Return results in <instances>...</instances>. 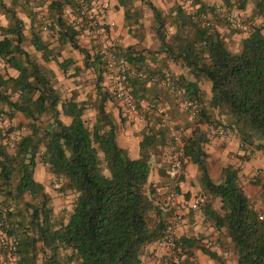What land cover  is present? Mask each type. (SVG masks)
<instances>
[{
    "label": "trees",
    "instance_id": "obj_1",
    "mask_svg": "<svg viewBox=\"0 0 264 264\" xmlns=\"http://www.w3.org/2000/svg\"><path fill=\"white\" fill-rule=\"evenodd\" d=\"M219 1L238 10L252 2L253 16L264 20V0ZM196 2L205 11L202 1ZM66 4L79 17L73 0L56 1L49 6L55 11L54 18H45L39 26L32 20L28 31L15 9L6 8L10 23L0 27V60L17 73L0 68V113L11 119L19 112L26 123L11 125L5 134L0 129V202L6 209L16 202L23 205L25 221L8 211L22 237L19 253L23 264H30L32 259H39L40 264H143L144 248L162 240L169 215L168 205L149 181L152 148L165 144L166 135L164 130L149 125L142 134L137 158H131L119 146L118 125L106 109L108 101L115 99L104 84V62L94 47L93 53L80 44V19H65ZM149 7L159 47L148 54L132 47L120 53L136 72L148 57L155 60V54L185 68V74L171 80L185 98L199 104V117L186 138L185 153L199 171L206 217L217 231L224 230L236 264H264V219L259 218L244 190L240 167H222L219 179L214 181L203 147L206 132L200 128L202 123H212L231 130L245 145L241 147L243 160L257 151L264 154V24L232 51L216 29L209 33L181 8L167 24L157 7L151 3ZM210 12L215 15L212 8ZM47 30L57 34L58 42L79 52L83 67L75 66L71 57L57 58L60 53L56 46L42 36ZM50 61H55L64 75L69 67L74 75L91 69L97 78L95 99L78 100L74 92L65 95L43 68V63ZM164 73L147 68L144 77H136L146 82ZM203 81L210 84L209 95L200 86ZM91 108L95 117L89 123L85 113ZM21 127L25 131L12 146L3 141ZM39 164L60 183L59 192L74 196L65 219L55 215L50 194L36 179ZM250 182L259 186L258 193L263 196L264 178L254 175ZM215 199L219 201L217 207L210 203ZM180 241L184 254L197 246L211 259L220 260L216 251L202 247L194 237L183 236Z\"/></svg>",
    "mask_w": 264,
    "mask_h": 264
},
{
    "label": "crops",
    "instance_id": "obj_2",
    "mask_svg": "<svg viewBox=\"0 0 264 264\" xmlns=\"http://www.w3.org/2000/svg\"><path fill=\"white\" fill-rule=\"evenodd\" d=\"M58 1L62 3L65 0H0V27L7 26L10 23V14L6 11V8H13L16 11V15L24 22L25 30L29 28L32 20L36 24L40 23L42 19L48 18V21L54 18L55 11H51L49 6L52 3ZM93 3H98L95 12L99 16L103 27L109 36L118 42L119 47L127 49L132 47L135 50L143 52L144 54L153 53L155 49L159 47V41L156 38V33L153 28L154 16L149 3L157 7L162 15L165 17L167 24L171 23L173 17H175L178 8H181L180 0H90ZM205 5V11L211 15V6L214 3H219V0H201ZM183 10V9H182ZM238 10V9H237ZM49 11V12H48ZM64 17L67 21L78 19V15L74 8L70 5L64 7ZM241 14L251 15L254 14V5L249 2L246 8L239 10ZM47 15V17H46ZM213 17V16H212ZM39 25V24H38ZM37 25V26H38ZM171 27V26H168ZM172 28V27H171ZM84 31L87 32L85 28ZM216 30L225 39L226 42H235V48H240L241 41L246 35L241 32L231 29L224 21H216ZM89 37H88V36ZM85 40V46L90 49L92 47L90 42L91 38L87 32ZM45 38L44 32L42 33ZM55 38H49L51 46H57L58 36ZM78 52V51H77ZM79 53V52H78ZM155 60L151 58L147 59L144 67L140 70L145 73V69H162L165 73H168L170 77L185 74V68L180 63H176L170 58L164 57L160 54H155ZM58 58V57H57ZM79 58V56H78ZM54 64V67L47 65L49 62L43 63V68L49 73V76L55 77L58 80L60 77V70H58L57 63L50 61ZM75 66L83 67L80 62L74 63ZM56 70V72H55ZM58 70V71H57ZM131 72H136L134 68H130ZM145 76V75H144ZM56 87L63 91L60 87V83L53 81ZM205 92L209 95L210 84L205 81ZM79 86V85H78ZM77 86V87H78ZM129 87L131 94L136 98H145L157 102L169 115L177 125H179L184 132L185 138L192 134L193 128L196 126V121L188 115L186 111L180 107L174 96L165 88L158 84L150 83L149 81H142L136 76H132L129 79ZM81 90L70 88V93L65 95L70 96L73 92L77 94L78 100L88 99L87 94L79 93ZM93 96H96L89 94ZM95 99V98H94ZM92 99V101L94 100ZM116 102V101H115ZM117 103V102H116ZM117 107H109L107 111L111 112L118 125L117 129V142L119 146L125 148L131 158H137L140 155V141L142 134L149 130V125H153L155 129H162L157 120L147 114L144 118H139L136 115H130L123 111L118 103ZM19 113V112H17ZM21 114V113H19ZM17 115V114H15ZM23 120L21 116L18 117ZM207 123L200 124V128L206 132L207 141L203 144L204 150L208 154V171L210 177L217 181L219 179L220 171L222 167L233 164L240 167V179L243 184L244 190L248 195L251 203L258 211V213L264 219V195L260 196L259 186L253 185L250 182V178L254 175H258L260 178H264V154L260 151L254 152L249 156V159L243 160L245 155L244 150L238 145V138L234 141H226L221 138L211 137L207 134ZM163 130V129H162ZM164 145V143H163ZM158 144L152 148L151 157V175L149 181L153 182L157 187V193L161 194L163 200L166 201V196H162L165 193L164 185L168 183L166 167L162 160V147ZM42 164L37 165L35 170L42 167ZM246 178L247 183L244 182ZM45 186L46 192L48 188L46 184L38 179ZM182 199L184 201V221L181 224L180 233L181 237H195L199 235L201 237H208L213 239L217 246L216 253L220 257V260H213L207 254H205L199 247L194 246L189 249V252L185 254L182 263L183 264H236L235 253L233 251L232 244L225 236L224 230L217 231L211 221L206 217L205 208L202 206L203 196L202 187L200 185L199 171L197 166L187 159L183 167V173L179 186ZM211 205L217 207L219 201L217 199L212 200ZM185 251V250H184ZM166 254V249L160 244L159 241L147 245L142 253L143 264H157L161 257Z\"/></svg>",
    "mask_w": 264,
    "mask_h": 264
},
{
    "label": "built area",
    "instance_id": "obj_3",
    "mask_svg": "<svg viewBox=\"0 0 264 264\" xmlns=\"http://www.w3.org/2000/svg\"><path fill=\"white\" fill-rule=\"evenodd\" d=\"M79 12V24L85 28L88 34L94 39L98 53L101 55L105 66L104 84L111 93L120 108L130 115L144 118L147 114L153 116L159 126L164 130L166 142L162 147V160L166 167L168 183L164 185L169 215L166 220L164 235L160 244L166 249V254L161 257L157 264H181L185 254L181 248V224L184 221V201L179 190L183 167L187 160L185 153V135L183 129L167 115L163 108L155 101L145 98L136 99L129 87V79L132 76L144 77L143 71L131 72L130 65L126 58L120 53L121 48L118 42L111 38L106 32L103 24L94 9L99 7L98 3L90 0H73ZM181 7L185 14L201 26L212 32L216 29V21L206 11L200 9V3L196 0H180ZM216 16L224 19L234 30L248 35L254 29L261 27L254 19L246 20L239 10L228 8L221 2L212 6ZM150 83L158 84L169 91L180 107L193 119L199 117V104L196 100L183 96L181 88L177 87L171 80L168 73L163 76H152ZM7 118L0 113V129L6 126ZM207 134L211 137L221 138L226 141L236 140L235 134L220 125L207 123ZM6 128L5 131H7ZM5 134V132H3ZM15 135L7 134V142L12 146L16 140ZM239 147L245 145L238 140ZM7 209L0 208V264H23L22 256L19 253L21 234L8 215ZM259 218H263L259 214ZM196 242L202 247L216 251L217 246L213 239L196 235Z\"/></svg>",
    "mask_w": 264,
    "mask_h": 264
},
{
    "label": "rangeland",
    "instance_id": "obj_4",
    "mask_svg": "<svg viewBox=\"0 0 264 264\" xmlns=\"http://www.w3.org/2000/svg\"><path fill=\"white\" fill-rule=\"evenodd\" d=\"M211 15L213 16L214 20L217 21L215 15H213V13H211ZM46 17H47V15H46ZM242 17L245 18L246 20L254 19V21H256L258 24L264 22V20L261 17H257V16L254 17V16H251V15L242 14ZM42 20H44V18ZM222 21L225 22L224 19H222ZM225 23L228 25L227 22H225ZM231 29H233V28H231ZM169 31H173V28L169 27ZM44 34H45V36L47 38H55L54 37L55 34H53V32H50L48 30L44 31ZM86 35H87V32L84 31V29L82 27V29L80 31V34L78 35V40H79V42H80V44L82 46H85V40L84 39H86ZM90 38L91 39L88 42H90V45L92 47H94L96 49V51H97L96 43L93 42L94 39L91 36H90ZM226 43H227L228 47L232 51H237L238 50L237 47L235 48V42L231 43V42L228 41ZM56 49L60 53V54H58V59L61 60L64 57H71L75 61V63L80 62L81 65H82L81 55L76 50L71 48L68 44H64V43L58 42V44L56 46ZM90 50L93 53L95 52V50H93V48L91 49V47H90ZM78 56H79V58H78ZM47 65H51L52 67H54V64H52L51 62H49ZM0 68H1L2 71L4 69H7V71L10 74H16L17 73L12 68L4 67V64L2 63L1 60H0ZM55 72H56V70H55ZM60 73L61 74H60V77L58 78V80L55 79V77L52 78L53 76H51V75H50V78L52 79V81H54L56 83H60L61 84L60 85L61 89H63V91L65 90L66 94H69L70 93V88L74 87L75 89L81 90L79 93H81V94L86 93L87 97H89L88 99L92 100V99L95 98V97L93 98V96L89 95V94L94 95V93H95V84H96V79H97L91 69L84 70L83 72H80V73L74 75L73 68L69 67L67 75H64L62 72H60ZM200 86L203 89V91H205V88H206L205 81L201 82ZM116 104L117 103L115 102V100L114 101L109 100L108 103H107L106 109L109 107V105L112 108L113 107H117ZM16 114L17 115H14V117L11 118V119L8 118L7 115H5L6 118H7V123H6V126L4 127V129L1 130L2 133L3 132L6 133V131H5L6 128H9L11 125L18 126L21 123L22 124L26 123V119L24 118V116L22 114H19V113H16ZM19 116H21L23 118V120H20L18 118ZM85 117L87 119H89V123H91L90 121H93V119L95 117V109L91 108V109L87 110L86 113H85ZM24 131H25V128L21 127L19 130L16 129L15 131L11 132V135H15L18 138V136L21 133H23ZM6 140L7 139L5 137V139L3 141L6 142ZM100 157L102 158V154H100ZM104 173L106 175H108V170L106 168H104ZM36 177L46 184V186L48 188V193L51 196V203H52L55 215L58 218L65 219L68 216V214H69V212H70V210L72 208L73 197H74L73 194L69 193V192H66V193L59 192L57 189L60 188V183L56 182V181H54V180H52L50 178V175L46 172V169H45L44 165L42 167L38 168V171L36 172ZM244 182L247 183L246 178L244 179ZM0 201L2 202V198L1 197H0ZM1 202H0V208L6 209V207H4L3 204H1ZM7 210L13 211L16 214L18 220H20V221H25L26 220V216L24 214L25 212H22V211H24V208H23V205H22L21 202H16L15 204H12L11 206H9V209H7ZM30 264H40V261H39V259H35V260L32 259Z\"/></svg>",
    "mask_w": 264,
    "mask_h": 264
}]
</instances>
